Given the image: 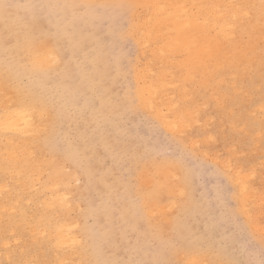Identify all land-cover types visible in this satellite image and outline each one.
I'll use <instances>...</instances> for the list:
<instances>
[{
    "label": "rangeland",
    "instance_id": "rangeland-1",
    "mask_svg": "<svg viewBox=\"0 0 264 264\" xmlns=\"http://www.w3.org/2000/svg\"><path fill=\"white\" fill-rule=\"evenodd\" d=\"M0 13L5 47H21L25 37L31 36L58 49L62 63L41 80L44 98L55 107L68 90L73 92L50 145L42 152L54 161H47L44 170L51 169L42 172L43 183L64 173L72 176L71 181L66 178L69 183L57 177L64 186L70 185L60 186V190L66 188L69 213L44 217L42 201L47 192L35 195L41 191L39 184L11 193L15 201L10 207H19L25 215L14 230L4 226V221L11 220L10 209H0V264H56L55 254L67 257L64 251L46 245L47 234H41L51 231L49 225L56 217L64 216L76 221L72 224L86 246L93 243L98 264H191V260L196 264H264V71L249 67L250 81L237 74L250 101L233 95L231 118L220 115V102L201 104V117L185 132L189 137L183 133L179 139L150 114L129 106L127 94L134 88L131 70L138 52L125 34L128 12L78 0H0ZM73 41L78 42L74 49ZM16 60L20 69L27 56L20 53ZM81 71L99 84L96 90L84 81ZM34 80L33 74L21 75L18 82L26 87ZM227 87L228 95L233 94L231 82ZM85 147L92 148V160ZM238 166L242 182L232 174ZM171 168L180 171L179 180H186L187 197L162 195L159 171ZM4 179L12 185L11 177ZM240 183L248 187L247 201L239 192ZM30 191L34 192L32 203L23 204L20 195H30ZM188 196L191 208L180 215L179 227L171 228L168 218L178 213L173 205ZM151 203L163 209L149 213ZM131 214L137 221L134 225L127 220ZM112 220L119 226L115 232L108 229ZM34 224L39 227L36 232ZM184 229L187 239L180 238Z\"/></svg>",
    "mask_w": 264,
    "mask_h": 264
},
{
    "label": "bare ground",
    "instance_id": "bare-ground-1",
    "mask_svg": "<svg viewBox=\"0 0 264 264\" xmlns=\"http://www.w3.org/2000/svg\"><path fill=\"white\" fill-rule=\"evenodd\" d=\"M78 1L85 5H102L128 12L129 23L125 34L138 52L131 70L134 88L127 94L129 106L132 110L150 114L172 136L179 139L183 137L181 135L191 128V122L197 120L198 116L201 117L199 115L201 104H207L202 105L207 107L210 101L220 102L218 106L222 110L219 112L220 115L231 118L233 112L230 109L232 104L230 102L233 95H242L250 101L249 95L243 92L239 84L241 78H237V74L242 73V78H246V70L249 67H253V70L258 68L259 72L264 71V0ZM5 38L6 36L0 34V196L6 201L0 202V209L3 212L10 209L11 220L4 221V226L15 230L25 213L17 206L10 207L15 201L11 193L29 190L39 184L41 191H36L35 195L47 192L46 200L42 201L46 211L44 217L55 215L56 212L67 213L66 209L70 208L69 201L65 200L66 188L60 190V186L62 184L64 186L65 183L62 182H68L67 179L72 176L67 178L70 174L66 177L64 173L60 174V177L63 176L62 179L65 177L63 181L59 176L57 177L60 179L54 176L50 183H43L45 176L42 178V174L51 167L49 166L48 170L44 169L53 160L48 157L46 160L42 152L50 145L58 119L64 116L65 104L67 105L73 92L68 90L61 105L55 107L43 96L45 89L41 80L45 78L47 72L51 70L53 72L58 63H62L58 62L59 51L54 45L46 41L41 43L31 36H26L23 46L11 48L4 46ZM77 46L78 42L73 41V49ZM23 52L27 60L21 62L19 69L16 56ZM146 53H150L149 57ZM31 74L35 80L30 81L29 86L27 82V86L22 87L18 82L19 77ZM80 75L91 89L96 90L99 87L89 74L81 71ZM247 80L250 81L248 77ZM229 82L232 83L234 90L231 95L225 91ZM38 86H41L40 93ZM172 89L173 96L170 97ZM72 104L73 102L70 105ZM102 105L106 106L104 102ZM185 134L189 137L187 133ZM195 143V140L192 141V145ZM84 150L88 152L87 156L91 160L95 157L91 147H85ZM54 157L55 155H51L49 158ZM60 171L58 172L63 173L62 169ZM241 171L240 166L232 171L237 182L244 179ZM179 172H174L172 168L159 171L160 189L165 197L175 194L187 195L185 193L187 182L178 179ZM32 174L36 177L31 178ZM6 176L11 177L12 185L4 179ZM67 184V187L70 186ZM240 185L239 192L247 201L248 187L243 183ZM126 187L125 185V189ZM127 194L130 195L129 192ZM33 196L34 192L30 195L22 192L20 195L23 204L32 203ZM182 200L180 197V201L173 205L178 207V213L168 218V226L171 228L179 227L180 215L186 214L192 206L189 196L183 202ZM148 207L149 213L152 214L163 209L156 203H151ZM118 216L121 217V214ZM70 220L72 219L68 220L65 216L56 217L49 225L51 231L41 233L47 234L46 245H51L54 251H64L67 255L62 258L55 254L56 264H68V261L69 264H98L97 249L93 248V243L86 246L82 242V238L75 230L76 227L72 224L76 221ZM127 220L132 225L137 222L133 214L127 217ZM115 221L112 220L108 228L113 230L112 232L119 228ZM33 227V232L39 229L35 224ZM180 238L187 239L185 229L181 232ZM9 252L8 250L7 253ZM5 258L9 259V256ZM162 258L165 260L164 256ZM191 264L196 263L191 260Z\"/></svg>",
    "mask_w": 264,
    "mask_h": 264
}]
</instances>
